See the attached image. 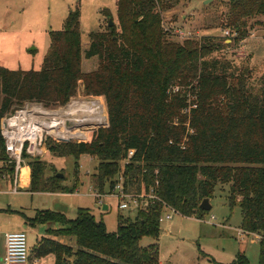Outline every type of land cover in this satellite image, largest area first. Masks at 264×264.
Listing matches in <instances>:
<instances>
[{
    "label": "trees",
    "instance_id": "1",
    "mask_svg": "<svg viewBox=\"0 0 264 264\" xmlns=\"http://www.w3.org/2000/svg\"><path fill=\"white\" fill-rule=\"evenodd\" d=\"M180 1L117 0L118 24L91 32L85 52L80 11L71 10L64 29L50 32L40 71L0 67L4 94L0 181L14 176L1 134L3 117L25 103L66 106L83 82L87 96L105 100L108 126L86 132L79 143L49 139L50 154L72 156L76 170L81 156L97 159L94 178L100 195L112 194L123 178L127 193L154 190L187 218L203 219L208 212L200 209L202 201L212 200L219 184H229V206L233 210L239 205L241 230L264 238V77L254 82L249 67H237L223 57L231 46L226 38L171 40L163 28L162 12ZM228 4V38L233 43L244 42L253 26H264V0H228ZM103 13L107 20L113 18L107 9ZM93 58L98 59V68L84 73L83 60ZM106 122L102 111L101 121L93 123ZM129 151L135 153L125 163ZM25 158L31 170L30 192L72 193L78 188L64 186L57 174L46 177L47 165L41 159ZM163 211L162 203L156 202L138 211L135 219L119 215L113 233L83 208L74 220L49 210L26 220L31 227L56 226L48 235L75 238V253L51 238L41 240L37 257L54 255L55 264H69L73 256V264H160L159 245L144 248L140 242L144 237L158 241ZM260 244L258 264H264V242ZM233 264L250 261L239 254Z\"/></svg>",
    "mask_w": 264,
    "mask_h": 264
},
{
    "label": "rangeland",
    "instance_id": "2",
    "mask_svg": "<svg viewBox=\"0 0 264 264\" xmlns=\"http://www.w3.org/2000/svg\"><path fill=\"white\" fill-rule=\"evenodd\" d=\"M205 1L207 0H181L173 8L163 10V28L170 33L171 40L177 43H183L186 40H201L208 36L226 38V43L231 46L224 52V56L220 54L218 56L227 57L237 67H249L254 82H257L264 77V26L262 28L253 26L250 29V36L244 42L235 44L226 33L227 31L231 33L228 26V0H210L206 4ZM76 9L80 11L82 46L85 48L89 43L91 32H104L107 29L109 20L103 13L105 9L112 14L114 23L118 24L116 0H0L1 65L11 70H20L22 67L28 68L27 71H40L49 49L50 32L62 31L64 27L62 19L60 25L57 26L59 29H52L56 26V18L62 12L68 16L70 10ZM255 20L249 24H253ZM29 39L31 41H28ZM30 48H35L36 51L29 52ZM97 68V58L83 60L84 73L92 72ZM103 100L101 97L87 96L85 85L80 82L77 96L66 106L47 109L57 111L63 109L67 115L71 114L68 111L70 106L79 104L93 107L95 105L96 117L90 122L93 123L96 120L100 122L103 111L107 122L103 126H97L105 127L108 126V114L102 106ZM19 107L23 106L17 105L15 108ZM76 113V117L72 114L68 115L70 119H67L78 121L77 118L81 119L88 114L87 110L86 112L79 110ZM83 119L89 120L88 118ZM95 124L98 123H93L94 127L81 129L78 133L85 135L87 131L96 130L98 127ZM58 143L77 142L65 139ZM41 161L47 165L46 177L63 174L64 186L71 189L77 184L78 188L72 193H47L33 196L32 199L31 196L23 193L11 194V184L2 181L0 209H8V206H11L12 209L23 211L29 217L34 216L38 210L64 212L71 220L77 218L79 209H89L97 221L102 220L106 224L111 233L117 231L119 215L125 218H136L137 211L119 210V200L112 195L102 198L103 204L109 206L107 211L100 206L99 200L96 201L95 194L98 190L94 175L98 166L97 159L88 155L81 156L77 170L75 159L72 156L58 158L47 152ZM23 179L25 182L28 180L27 169H24ZM106 191H109V185ZM229 192V184H219L211 200L212 210L206 213L203 219L187 218L176 214L171 221L160 225L161 233L158 241L152 237H144L140 245L146 248L157 243L162 264H233L239 254L245 255L250 264H258L261 242L256 240L255 235L241 234V209L239 205H236L233 210L230 209ZM130 194L145 195L143 192ZM22 221V217L17 214L0 212V249L4 232L25 231L30 259L38 240L48 235L47 231L54 225H41L36 229L29 227L26 230L23 229ZM71 238L74 241L75 253L77 251L76 240L74 237ZM71 260V262L74 261V256Z\"/></svg>",
    "mask_w": 264,
    "mask_h": 264
},
{
    "label": "built area",
    "instance_id": "3",
    "mask_svg": "<svg viewBox=\"0 0 264 264\" xmlns=\"http://www.w3.org/2000/svg\"><path fill=\"white\" fill-rule=\"evenodd\" d=\"M227 36L230 32L227 31ZM4 99L2 88L0 87V109ZM103 106V105H102ZM68 115L64 110H50L39 103H25L23 107L14 108L3 117L1 134L5 141L7 156L10 164L14 166L15 182L20 178L22 167L29 159H42L47 150V142L52 139L55 142L61 140H72L73 142H81L85 135L81 134V129L73 125L89 123V120H84L82 117L78 121H70ZM76 117L77 115H72ZM68 118V119H67ZM103 125V124H102ZM93 127V126H91ZM89 130V129H88ZM88 132V131H87ZM135 151H129L128 159L125 163L134 156ZM123 180V178H120ZM122 182V181H121ZM119 182L113 190L112 196L119 200V210L140 211L146 209L150 204L156 202L162 203L163 209L166 212L162 213L159 222L160 225L164 222L171 221L174 215H178L174 209L165 204L154 192L151 190L149 194L145 195H131L124 190L123 182ZM102 203L101 195H96ZM214 220V217H212ZM241 234H246L242 230ZM251 235V234H250ZM255 235L256 240L264 242V238L260 235ZM29 261V249L27 234L25 232H15L7 234L6 236V251L1 264H27Z\"/></svg>",
    "mask_w": 264,
    "mask_h": 264
},
{
    "label": "crops",
    "instance_id": "4",
    "mask_svg": "<svg viewBox=\"0 0 264 264\" xmlns=\"http://www.w3.org/2000/svg\"><path fill=\"white\" fill-rule=\"evenodd\" d=\"M116 6H117V0H116ZM71 11V10H70ZM69 11V12H70ZM68 15H69V13H68ZM67 15H64V13L62 12V13H60L59 14V16H58V18H56V20H55V25L56 26H53V28L52 29H54V30H57V29H59V28H57V26L58 25H60V21L62 20L63 21V23H65V20L67 19ZM2 20H0V25H1V22ZM80 27H81V21H80ZM63 29H64V27H63ZM81 34H82V32H81ZM49 38H50V36H49ZM28 41H31V39H29ZM89 44V43H88ZM88 44H87V48H88ZM49 47H50V44H49ZM82 48H83V51L85 52L86 50H87V48H85V47H83L82 46ZM29 52H35L36 50H35V48H34V50L33 51H30V49L28 50ZM4 54V53H3ZM0 58H2V57H0ZM12 61V60H11ZM0 67H5V68H7L6 66H2L1 65V62H0ZM7 69H9V68H7ZM26 69H28V68H22L21 67V69L20 70H22V71H27ZM9 70H11V69H9ZM12 71H18V70H12ZM29 71V70H28ZM47 154V153H46ZM24 169H27L28 170V180L25 182V180L23 179V172H24ZM2 181H6V182H8V183H10L11 184V194H13V195H16V194H19V193H23V194H25V195H27V196H31L32 197V199H33V196H36V195H44V194H47V193H32V192H30V184H31V170H30V167L28 166V163H26L23 167H22V170H21V175H20V178H19V180L17 181V183L15 182V177L13 176L12 178H10V177H4L1 181H0V184H1V182ZM1 186V185H0ZM24 195V196H25ZM96 195H100L99 193H97V194H95V198H96V201H98L99 199L96 197ZM107 195H110V194H104V195H101V200H102V198L103 197H105V196H107ZM99 204H100V200H99ZM103 205H105V204H103V202L100 204V206H102L103 207ZM9 208L8 209H0V212L2 213V212H4V213H10L11 215H13V214H17V215H19V216H21L22 217V222H23V229H29V227H31V226H29L28 224H27V220L26 219H33V218H35L36 217V215H37V213L39 212V211H46V210H38V211H36V214L34 215V216H32V217H29V216H26V214L23 212V211H18V210H14V209H12V207L11 206H8ZM96 207H97V205H96ZM107 207H108V209H109V206L107 205ZM107 209V210H108ZM106 210V211H107ZM50 211V210H49ZM52 212H55V211H52ZM58 213H61V212H58ZM62 214H65L64 212H62ZM67 217V216H66ZM69 219V218H68ZM41 225H49V224H41ZM41 225H38V226H41ZM38 226H36V227H32V228H34V229H36ZM51 229H57V227L56 226H54V227H52ZM108 230V229H107ZM19 232H25V231H19ZM15 233V232H14ZM26 233V232H25ZM7 234H10L9 232H4V234H3V243H2V247H1V249H0V264H1V261H2V259L4 258V256H5V251H6V236H7ZM48 234V233H47ZM43 238H51V239H53V240H56L57 242H59V243H61V244H65V245H68V246H71L72 248H73V239L71 238V237H54V236H51V235H44V236H42L41 237V239H39L38 240V242H37V245L34 247V249H33V252H32V254H31V256H30V259H29V263H27V264H55V261H56V259H55V256L54 255H48V256H46V257H43V258H38L37 257V255H36V249L38 248V246L40 245V242H41V240L43 239ZM75 239V238H74ZM75 244H76V241H75ZM68 261H69V264H73V262H71L72 260L71 259H68ZM71 262V263H70ZM160 264H162V263H160Z\"/></svg>",
    "mask_w": 264,
    "mask_h": 264
},
{
    "label": "water",
    "instance_id": "5",
    "mask_svg": "<svg viewBox=\"0 0 264 264\" xmlns=\"http://www.w3.org/2000/svg\"><path fill=\"white\" fill-rule=\"evenodd\" d=\"M209 1L210 0L205 1V4L207 2H209ZM114 25H115L114 21L112 19H110L108 26L109 27H113ZM33 50H34V48H30V51H33ZM73 126L76 127V128H80L81 129V128H90L92 126V124L84 123V124H78V125H73ZM97 127H98L97 129H99V128H105L107 126H105V127L97 126ZM57 177L60 178V179H63L64 175L63 174H58ZM107 209H108L107 204L103 205V210L106 211ZM200 209L202 211H204V212H210L212 210L211 199H209V198L204 199L202 201L201 205H200Z\"/></svg>",
    "mask_w": 264,
    "mask_h": 264
},
{
    "label": "bare ground",
    "instance_id": "6",
    "mask_svg": "<svg viewBox=\"0 0 264 264\" xmlns=\"http://www.w3.org/2000/svg\"><path fill=\"white\" fill-rule=\"evenodd\" d=\"M79 110H81V111H85L86 112V110H87V112H88V114H86L85 116H83V117H85V118H88L89 119V121L92 119V118H94V117H96V108H95V105L92 107V106H87V105H74V106H70V108L68 109V111H69V113H71V114H75L77 111H79ZM77 114V113H76ZM99 117V116H98ZM77 119H80V118H77ZM86 120V119H85Z\"/></svg>",
    "mask_w": 264,
    "mask_h": 264
}]
</instances>
